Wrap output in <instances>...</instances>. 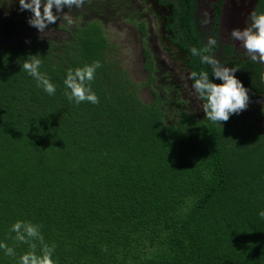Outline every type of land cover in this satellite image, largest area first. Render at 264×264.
I'll use <instances>...</instances> for the list:
<instances>
[{
    "label": "trees",
    "instance_id": "trees-1",
    "mask_svg": "<svg viewBox=\"0 0 264 264\" xmlns=\"http://www.w3.org/2000/svg\"><path fill=\"white\" fill-rule=\"evenodd\" d=\"M4 13L0 242L15 255L0 249V264H19L30 243L41 255L39 240H16L17 221L39 226L44 243L55 245L54 264H264V105L214 124L174 86L159 83L152 62L143 66L151 92L145 101L110 55L102 21L81 20L69 39L56 41L19 30L8 37L5 27L17 25ZM190 22L177 30L190 73L207 71L222 83L192 54L205 43ZM214 47L208 54L237 69L249 103L261 99L259 65L228 59V46L218 57ZM32 55L54 95L22 69ZM94 61L101 67L90 86L99 103L70 102L68 69Z\"/></svg>",
    "mask_w": 264,
    "mask_h": 264
},
{
    "label": "flooded vegetation",
    "instance_id": "flooded-vegetation-1",
    "mask_svg": "<svg viewBox=\"0 0 264 264\" xmlns=\"http://www.w3.org/2000/svg\"><path fill=\"white\" fill-rule=\"evenodd\" d=\"M2 1L3 9L6 10L4 17H7L9 22L11 20V24L29 25L27 14L30 11H20L19 0ZM178 6H181V9ZM3 9L0 10V16ZM253 11L264 13V0H85L82 8L63 9L69 17L76 15L75 20L97 19L104 23V27L112 23V26H120L123 29L125 27L120 23L122 19H126L133 26L140 42L146 45L145 48L142 47L145 60L143 66L146 62H152L153 76L157 77L158 82L174 86L189 105L194 101L197 112H201L202 103L197 99L194 90H191L188 81L189 56L177 43V30L182 26L179 22L190 18V23H193L197 35L204 39L205 45L209 38L216 40L217 48L214 47V52L218 57L222 56L224 46H228L230 53L227 58L235 62L241 55L246 61V67L251 69L253 61L246 56L241 42L230 38V32L232 29L243 30L247 27ZM4 33L13 35L17 32L9 26L5 27ZM257 64L264 78V64ZM196 100L199 106L195 104ZM251 103L264 105V96Z\"/></svg>",
    "mask_w": 264,
    "mask_h": 264
},
{
    "label": "clouds",
    "instance_id": "clouds-1",
    "mask_svg": "<svg viewBox=\"0 0 264 264\" xmlns=\"http://www.w3.org/2000/svg\"><path fill=\"white\" fill-rule=\"evenodd\" d=\"M85 0H19V10H28L32 13L28 19V24L38 29L40 33L48 29V26L55 24L61 19L67 20L69 24L72 20L63 12L67 7L69 10L73 7L82 8ZM55 9V12L53 11ZM250 23L243 30L232 29L230 38L239 41L245 54L253 62L264 64V13L251 12ZM216 40L209 38L207 44L202 49L193 47L191 52L194 56H199L202 64L211 66L212 76L222 81L214 83L209 78L207 71L191 72L189 80L194 81L191 84V90L195 92L198 100L202 101V109L207 118L212 123L227 122L232 114H239L246 110L249 104L248 90L242 82L234 75L237 69L221 65L220 61L208 53L216 45ZM42 61L32 55L22 64V69L32 76L37 87H40L49 95L56 92L55 85L50 81L46 74L39 71ZM101 67L100 61H94L91 65H85L76 69H68L64 85L67 90L65 95L67 99L76 104L90 102L98 104V96L91 90V82L95 79V73ZM222 125V124H221ZM264 217V211L260 212ZM11 231L16 233V240L22 243L39 240L41 255L36 254L35 243H30L29 251L20 257L19 264H54L52 256L55 251V245L49 246L44 243V238L40 233L39 226L32 223L17 221ZM0 249H4L5 254L14 256V249L8 247L6 243L0 242ZM107 250L106 248L104 249Z\"/></svg>",
    "mask_w": 264,
    "mask_h": 264
},
{
    "label": "rangeland",
    "instance_id": "rangeland-1",
    "mask_svg": "<svg viewBox=\"0 0 264 264\" xmlns=\"http://www.w3.org/2000/svg\"><path fill=\"white\" fill-rule=\"evenodd\" d=\"M54 11V10H53ZM32 15L31 12L27 14L28 19ZM69 16V15H68ZM76 15L70 17L72 23L69 24L67 20H58L55 24L48 26L44 32L40 33L38 29L30 25L18 24L14 27L15 31L19 30L21 37H25L27 33L35 34L36 37L43 38L44 40L54 39L61 41L69 39L71 34L76 32V27L80 24L82 19H76ZM84 21V20H83ZM125 28L121 29L120 26L114 27L112 23L105 25V30L111 44H113L110 55L114 60H117V67L119 70H124L129 78L137 84L138 94L141 99L148 101L151 98V92L149 85L145 84L148 80V76L145 70H143V63L145 62L142 47L145 48V43H141L138 36L134 33L133 26L127 22L126 19H122L121 23ZM63 27V28H62ZM130 28V31H129ZM126 29H128L126 31ZM71 33V34H70ZM8 37H11L10 35ZM152 52H155L151 49ZM172 74V73H171ZM162 84V81L160 82ZM154 86V84L152 85ZM190 106L195 109L194 101ZM196 100L195 104L198 105ZM199 106V105H198ZM258 107L261 104L249 103L246 110L247 115L253 114L258 111ZM260 119V121H259ZM257 121L259 124H264V116H261Z\"/></svg>",
    "mask_w": 264,
    "mask_h": 264
},
{
    "label": "water",
    "instance_id": "water-1",
    "mask_svg": "<svg viewBox=\"0 0 264 264\" xmlns=\"http://www.w3.org/2000/svg\"><path fill=\"white\" fill-rule=\"evenodd\" d=\"M190 84H192L191 80H188ZM200 103H202V101H200Z\"/></svg>",
    "mask_w": 264,
    "mask_h": 264
}]
</instances>
